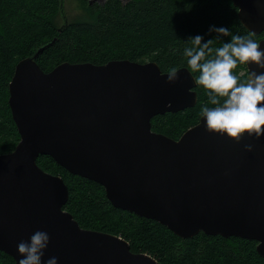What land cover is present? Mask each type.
Returning a JSON list of instances; mask_svg holds the SVG:
<instances>
[{"label":"water","instance_id":"1","mask_svg":"<svg viewBox=\"0 0 264 264\" xmlns=\"http://www.w3.org/2000/svg\"><path fill=\"white\" fill-rule=\"evenodd\" d=\"M231 2L248 32H264V0ZM258 43L264 50V38ZM46 47L20 60L8 85L19 141L0 155V252L18 264V242L42 230L50 236L44 261L55 256L58 264H158L132 253L118 236L82 229L63 210L68 189L61 177L36 163L49 156L69 174L100 185L115 208L181 238L202 232L254 241L264 258V136L245 134L236 143L207 132L202 116L178 140L155 133L153 117L195 105L188 69H178L171 84L154 62H63L45 73L36 60ZM245 67L247 73L261 71Z\"/></svg>","mask_w":264,"mask_h":264},{"label":"trees","instance_id":"2","mask_svg":"<svg viewBox=\"0 0 264 264\" xmlns=\"http://www.w3.org/2000/svg\"><path fill=\"white\" fill-rule=\"evenodd\" d=\"M76 1L81 14L66 15L68 23L62 28L61 0H0V155L12 152L19 141L8 106L14 67L43 46L47 45L36 63L45 73L63 62L104 65L111 60L150 61L163 73L172 67L191 73L183 55L189 37L200 35L203 42L215 38L210 26L228 28L233 35L250 33L240 24L231 0ZM252 38L259 42L264 32ZM230 39L221 37L224 42ZM219 46L220 42L213 45ZM191 74L194 79L198 75ZM234 74L245 81V65L238 64ZM194 91L195 105L153 117L151 130L178 140L196 125L201 107L213 105L205 89L195 85ZM36 163L44 172L61 177L68 189L63 210L82 229L118 236L132 253L146 254L158 264H264L254 241L202 232L181 238L154 220L113 207L100 185L69 174L49 156H39ZM13 263L0 252V264Z\"/></svg>","mask_w":264,"mask_h":264},{"label":"clouds","instance_id":"3","mask_svg":"<svg viewBox=\"0 0 264 264\" xmlns=\"http://www.w3.org/2000/svg\"><path fill=\"white\" fill-rule=\"evenodd\" d=\"M215 38L203 42L200 35L189 37L185 42L183 55L191 73H198L194 82L206 90L208 100L213 107L205 105L200 115L205 121L207 132L226 135L240 143L245 134L259 139L264 136V50L248 35H233L228 28L210 26ZM231 37L224 42L221 37ZM220 42L219 47H213ZM239 65H255L261 71L251 70L245 81H241L234 69ZM179 71L172 67L167 73V83L179 79ZM246 151H252V144H245ZM50 243L46 231L36 230L27 241L17 244L22 257L18 264H58V258L52 256L43 260L45 250Z\"/></svg>","mask_w":264,"mask_h":264},{"label":"rangeland","instance_id":"4","mask_svg":"<svg viewBox=\"0 0 264 264\" xmlns=\"http://www.w3.org/2000/svg\"><path fill=\"white\" fill-rule=\"evenodd\" d=\"M64 9H65L68 17L69 16L74 17V16H79L81 14L80 11L82 10V7H81L80 2H77L76 0H65ZM146 62H150V61H146ZM242 75L244 76V73H242ZM247 77H248V75H247ZM15 141L16 140H9L10 143H14Z\"/></svg>","mask_w":264,"mask_h":264},{"label":"flooded vegetation","instance_id":"5","mask_svg":"<svg viewBox=\"0 0 264 264\" xmlns=\"http://www.w3.org/2000/svg\"><path fill=\"white\" fill-rule=\"evenodd\" d=\"M92 1H95V0H92ZM89 4H91V1H90V3Z\"/></svg>","mask_w":264,"mask_h":264}]
</instances>
